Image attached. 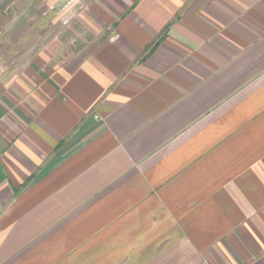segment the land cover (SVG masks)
<instances>
[{"label":"crops","instance_id":"obj_1","mask_svg":"<svg viewBox=\"0 0 264 264\" xmlns=\"http://www.w3.org/2000/svg\"><path fill=\"white\" fill-rule=\"evenodd\" d=\"M68 1L0 0V264H264V0Z\"/></svg>","mask_w":264,"mask_h":264},{"label":"built area","instance_id":"obj_2","mask_svg":"<svg viewBox=\"0 0 264 264\" xmlns=\"http://www.w3.org/2000/svg\"><path fill=\"white\" fill-rule=\"evenodd\" d=\"M63 9H66V11H63V15L61 16L59 20L61 23L67 24L82 15L83 4L81 3L80 0H70L65 4ZM57 14H58V11L56 12V15Z\"/></svg>","mask_w":264,"mask_h":264},{"label":"rangeland","instance_id":"obj_3","mask_svg":"<svg viewBox=\"0 0 264 264\" xmlns=\"http://www.w3.org/2000/svg\"><path fill=\"white\" fill-rule=\"evenodd\" d=\"M69 5H70V4H69ZM69 5H68V6H69ZM56 10L58 11V14H57V16L55 15V16H56L55 19L57 20V22H60L59 19H60L61 16L63 15V11H66V9H63V6L60 5V7H58Z\"/></svg>","mask_w":264,"mask_h":264}]
</instances>
